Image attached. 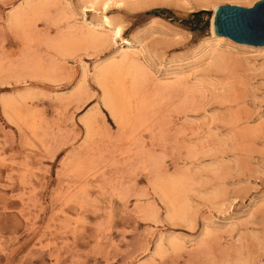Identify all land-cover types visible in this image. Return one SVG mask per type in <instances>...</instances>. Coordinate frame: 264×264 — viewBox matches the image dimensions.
<instances>
[{"label":"rangeland","instance_id":"374dc122","mask_svg":"<svg viewBox=\"0 0 264 264\" xmlns=\"http://www.w3.org/2000/svg\"><path fill=\"white\" fill-rule=\"evenodd\" d=\"M44 1L0 0L4 67L21 58L44 73L0 74V264H264V50L224 48L228 62L208 70L185 64L203 56L215 4L257 0ZM103 14L144 41L159 79L187 69L136 129L110 114L97 76L125 44L81 39L83 19ZM168 181L181 212L162 191Z\"/></svg>","mask_w":264,"mask_h":264},{"label":"bare ground","instance_id":"6f19581e","mask_svg":"<svg viewBox=\"0 0 264 264\" xmlns=\"http://www.w3.org/2000/svg\"><path fill=\"white\" fill-rule=\"evenodd\" d=\"M84 1L91 2V7H95V5L98 4L100 0ZM101 1L105 6L108 5V3L112 0ZM44 2L46 4H52V0H45ZM85 2L81 7L83 11L87 8ZM203 3L205 5L207 4L206 2ZM40 7L42 8V4ZM216 7L217 5L215 4L213 6L210 20L211 40L210 42H207L205 48L200 52V54L203 53V56L196 57L197 59L194 58L193 60L187 61L185 63L189 69H194L199 66V61L202 64L204 62V64L207 65L205 70H208L213 66H221L226 64L229 59L224 54V48H226L225 50H228L229 52H232L233 49L238 50L241 47H253L256 52L264 50V45L255 46L246 43H239L230 39L229 37L215 35L213 30V15ZM35 19L36 15L34 18H32V20L34 21ZM24 20V15L22 12H19V10L10 17V23L15 25L23 24ZM82 22L85 23L88 30L81 38L83 43L88 45H99L101 42H105L106 39H120L125 44V46L118 50V55L110 56L109 63L98 69L97 76L99 77V84L103 89L104 104L110 111V114L118 121V124L121 127H128L130 129L141 127L142 124L144 125V122H148L146 119L149 117V113L153 110L152 108L158 104L157 101H160V99H158L159 96L167 94L169 91H176L177 87L185 83L187 78L185 79L183 75L187 69L183 68L184 66L182 65H177L175 68L170 66V71H168L167 74L174 76V78L169 80L159 79L150 70L147 65L148 63H146V45H144V41H136V44H132V40L123 37V28L120 25L112 23L105 14L102 15V18L98 23L86 22L84 19ZM58 44L62 47V49H66V51L76 50L74 47L75 41L64 40ZM30 54L31 52H29L27 56ZM23 55L25 56V54ZM20 59L18 58V60L12 61L9 64H6L4 67V64L1 61L2 59L0 58V74H4L8 77L13 76L16 81L21 82L22 78L24 79L25 77H29V79H39L41 77L42 79L44 76L42 71L43 62L41 63V61H39V65L37 66V64H32V61L28 62L26 59L19 61ZM17 78H21V80H18ZM6 81L8 83V80ZM148 82H151V85L154 84L153 87H150L149 85L147 86L146 84ZM26 98L28 99V97ZM4 107L8 115L20 116V110L16 104H14L13 100L6 98L4 100ZM96 122L94 121L93 123ZM91 124L92 123L88 119L86 121L88 129H90ZM258 130H264V122ZM161 186L165 197L169 200V203L173 208V211L176 213L181 212V210L184 208L185 202L181 197L177 184L173 181H168V183L165 182Z\"/></svg>","mask_w":264,"mask_h":264},{"label":"water","instance_id":"95a60500","mask_svg":"<svg viewBox=\"0 0 264 264\" xmlns=\"http://www.w3.org/2000/svg\"><path fill=\"white\" fill-rule=\"evenodd\" d=\"M215 35L255 46L264 45V0H257L250 7L218 5L213 15Z\"/></svg>","mask_w":264,"mask_h":264},{"label":"trees","instance_id":"16d2710c","mask_svg":"<svg viewBox=\"0 0 264 264\" xmlns=\"http://www.w3.org/2000/svg\"><path fill=\"white\" fill-rule=\"evenodd\" d=\"M167 11H168V9L156 8V9L152 10L151 12L157 14V13H160V12H167Z\"/></svg>","mask_w":264,"mask_h":264}]
</instances>
